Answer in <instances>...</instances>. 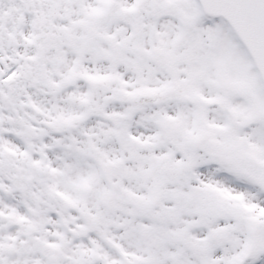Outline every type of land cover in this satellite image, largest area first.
Segmentation results:
<instances>
[{
    "label": "snow or ice",
    "instance_id": "snow-or-ice-1",
    "mask_svg": "<svg viewBox=\"0 0 264 264\" xmlns=\"http://www.w3.org/2000/svg\"><path fill=\"white\" fill-rule=\"evenodd\" d=\"M0 264H264V0H0Z\"/></svg>",
    "mask_w": 264,
    "mask_h": 264
}]
</instances>
